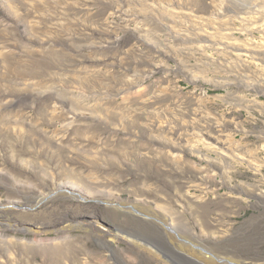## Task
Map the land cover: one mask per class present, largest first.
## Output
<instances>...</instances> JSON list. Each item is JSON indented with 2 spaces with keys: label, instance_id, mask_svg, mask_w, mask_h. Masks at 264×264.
<instances>
[{
  "label": "rangeland",
  "instance_id": "1",
  "mask_svg": "<svg viewBox=\"0 0 264 264\" xmlns=\"http://www.w3.org/2000/svg\"><path fill=\"white\" fill-rule=\"evenodd\" d=\"M0 204V264H264V0H0Z\"/></svg>",
  "mask_w": 264,
  "mask_h": 264
},
{
  "label": "bare ground",
  "instance_id": "2",
  "mask_svg": "<svg viewBox=\"0 0 264 264\" xmlns=\"http://www.w3.org/2000/svg\"><path fill=\"white\" fill-rule=\"evenodd\" d=\"M2 42V41H1ZM2 43H4V42H2ZM1 43V45H2V47L3 48H6V46H7V44H2ZM6 50V49H5ZM11 51V50H10ZM8 56V55H7ZM10 57V56H9ZM24 61V63L22 64V62ZM27 61L25 60V58L22 60V61H18V60H13V62H12V64H8L7 65V68L10 70V71H13V70H15V69H17V67H19V66H25L26 65V67H28L29 65H32L33 63V61H28L27 63H26ZM35 64H36V62H35ZM33 66V65H32ZM38 66V65H37ZM34 67V66H33ZM23 72V71H22ZM33 130V129H32ZM24 131V130H23ZM22 131V132H23ZM33 132V131H32ZM37 135V134H36ZM30 136V135H29ZM33 139H34V137H33ZM36 139H39L37 136H36ZM43 141V140H42ZM56 142H59V143H56ZM54 143H56V145H58L57 147L58 148H60L61 147V143H60V141L58 140V139H55L54 140ZM50 145H49V147L50 148H48L49 150H53V149H51V148H54V146L51 144V143H49ZM43 145V144H42ZM48 145V144H47ZM129 145V144H128ZM40 148V147H39ZM56 149V148H55ZM49 150H47V151H49ZM127 150V149H126ZM142 150H145L143 147H132V146H130V148H129V151L131 152V157L132 156H134V154L136 155V154H139V152H142ZM56 151H57V149H56ZM56 151H54V152H56ZM94 151V150H93ZM128 151V152H129ZM61 152V151H60ZM135 152V153H134ZM148 152H150L149 150H147V152L146 153H148ZM58 153H59V151H58ZM65 154V153H64ZM70 156V157H72V155L71 154H67V156ZM64 156V155H63ZM93 157V156H92ZM58 158V157H57ZM62 158V157H61ZM73 159H75V161L74 162H79L80 164H81V162H83V163H85L84 161H80L79 160V158H75V157H72ZM70 159V158H69ZM82 159V158H81ZM70 161H72V160H70ZM86 161V160H85ZM89 161V160H88ZM87 161V162H88ZM25 162V161H24ZM87 162L84 164V166H86V168L87 169H85V172H87V174H88V172H93L94 173V171H93V169H91V164H90V162H89V164L90 165H88L87 164ZM38 163V162H37ZM31 164V163H30ZM96 164V163H95ZM37 165V164H36ZM54 165H55V163H54ZM32 166V165H31ZM94 166V165H93ZM92 166V167H93ZM35 167V166H34ZM56 167V166H55ZM69 167H71V166H69ZM80 167V166H79ZM45 168V167H44ZM55 169V168H54ZM42 170V169H41ZM53 170V169H52ZM71 170V169H70ZM68 168H66V167H64L63 165H57V168H56V172H57V174L58 173H60L61 171L62 172H64V178H66L69 182L71 181V182H73V184H71L72 185V187L74 186V184L76 183V184H81L82 182V180H84V178H86V179H90V176H89V174L88 175H85V176H83V173L81 174V173H74V172H72V171H70ZM77 171V170H76ZM61 172V173H62ZM55 173V172H54ZM99 173V172H98ZM45 174H47L46 172H45ZM48 175H50V176H52L53 177V173L52 172H50L49 171V173H48ZM93 176V175H92ZM94 178H96L95 176H93ZM63 178V177H62ZM61 178V179H62ZM51 180V179H50ZM95 180V179H94ZM109 180V179H108ZM23 181H26V180H23ZM28 181V180H27ZM55 181V180H54ZM56 182V181H55ZM84 183V182H83ZM91 183H92V181H91ZM245 184V183H244ZM45 185V184H44ZM56 185H57V187H56V189H54V188H52V191L53 192H55L56 194H60V195H63V197L65 198L66 196H72V198H76L78 195L80 196V193L78 192V190H76V188L74 187V188H70V187H68L67 186V182H65L63 179L62 180H58L57 182H56ZM250 185V184H249ZM32 186V185H31ZM30 188V187H29ZM40 190V189H39ZM58 190V191H57ZM66 191V192H65ZM93 191V190H92ZM66 194H68V195H66ZM94 195L96 194V193H93ZM83 196V195H82ZM25 197V196H24ZM41 197H44V196H41V195H36L35 194V196H34V199L31 201V202H36V201H39V200H41ZM93 197V196H92ZM27 198H31V196L30 197H27ZM33 198V197H32ZM45 198V197H44ZM49 198V197H48ZM68 198H70V197H68ZM83 198V197H82ZM28 200V199H27ZM42 200H46V198L45 199H42ZM7 203V205H10V206H14L15 205V203L17 202V201H14V200H9V201H6ZM110 202V201H109ZM112 202V201H111ZM113 203V202H112ZM116 203V202H115ZM120 203V202H119ZM128 203V202H127ZM17 204V203H16ZM117 204V203H116ZM130 205H131V203H129ZM111 205V204H110ZM114 205V204H113ZM4 206V207H3ZM20 207H17V208H19L20 210L19 211H21L22 213L20 214V215H17L18 213H16V215L17 216H19V217H23V219L25 218V220L26 221H33V220H35V221H38L39 222V224L40 225H42L41 227L43 228V226L45 227V225H46V223H47V225H50V223H51V220L50 221H48V220H44V218L45 217H49V216H47V215H49V214H46V213H42V212H37L38 214H32L31 212H29V211H25L24 212V210H23V207L21 206V205H19ZM35 206V205H34ZM76 206V205H75ZM118 206V205H117ZM117 206H115V207H117ZM72 207V206H71ZM78 207V206H77ZM112 207V206H111ZM123 207V206H122ZM121 206H120V208H122ZM82 208V207H81ZM119 208V209H120ZM6 209H7V206H6ZM112 209V208H111ZM134 209V208H133ZM18 210V209H17ZM76 210V209H75ZM114 210H116V209H114ZM120 212H121V210H119ZM11 212H14L15 213V211H13V210H10V211H5V205H2V204H0V229L1 230H5V229H7V227L8 228H10V229H13V230H15V231H17V230H19L15 225H13L12 223H11V221H10V219H8V218H10V216H11ZM18 212V211H17ZM47 212V211H46ZM50 212H51V210H50ZM117 212V211H116ZM119 212V215L120 214H122V213H120ZM5 214H7L8 215V218H7V215H5ZM117 214V213H116ZM125 214V213H124ZM15 215V216H16ZM55 215V214H54ZM118 215V214H117ZM113 216V215H112ZM116 218H117V216H116ZM115 221H117V220H115ZM176 222V221H175ZM175 222H173V220L170 218V219H168L167 218V222L166 221H162V224L168 229V230H170V231H172L173 233H175L176 235H179L178 234V227L180 226V223L179 224H177V223H175ZM180 222H181V220H180ZM73 223V222H72ZM36 225V224H35ZM70 225V224H69ZM71 227H77V228H82V229H88L89 230V228H90V225L89 224H85L84 223V221L82 220L81 222H79V221H77L76 222V224H75V226L74 225H71V226H68V229L69 228H71ZM182 227H188L187 226V224L184 222L183 223V225H182ZM92 229V228H91ZM182 229V228H181ZM185 229V228H184ZM183 229V230H184ZM51 230V229H50ZM58 230V229H57ZM63 232H64V228H62L61 229ZM54 231V230H53ZM56 231V230H55ZM99 231V230H98ZM181 231V230H180ZM41 232H47V230H45V229H41V230H35L34 231V233H35V235L36 234H39V233H41ZM90 232V231H89ZM66 234V233H65ZM95 235V234H94ZM62 236V235H61ZM113 236V235H112ZM10 239L11 238H7V236L6 235H4L3 233H1L0 232V244H11V242H10ZM15 239V238H14ZM18 239V238H17ZM65 239H68V236L67 235H64L63 237H57V238H42V237H36L34 240H33V243H38V244H40V243H47V242H50V243H52V242H55V241H57L56 243H59V242H61L62 240H64V242H65ZM20 240V239H19ZM18 240V241H19ZM69 241V240H68ZM75 242V241H74ZM22 243V242H21ZM31 243V242H30ZM63 243V242H62ZM5 244V245H6ZM32 244V243H31ZM61 244V243H60ZM12 245V244H11ZM16 245V244H15ZM77 245H78V247L79 248H81L82 249V251H85V252H87L88 254H89V252L86 250V248L84 247V245L83 244H80V243H78L77 242ZM4 246V245H3ZM13 246V245H12ZM72 246V245H71ZM70 246V247H71ZM26 247V246H25ZM141 247V246H140ZM80 249V250H81ZM77 252V251H76ZM8 256H10V255H12V253H11V251L9 250L8 251ZM45 254V253H44ZM67 255V254H66ZM90 255H91V253H90ZM75 256V255H74ZM86 256H88V255H85V257ZM92 256V255H91ZM76 257V256H75ZM85 257H83L82 259H78V260H74V263L75 264H77V263H79L80 262V264H88L89 262H88V260L87 259H85ZM79 258V257H78ZM120 258V261H125L124 259H123V256H120L119 257ZM221 260H223V261H227L228 263H230V264H239L240 262H236V261H234L235 259H231L230 257L229 258H225V257H219ZM235 258V257H234ZM77 259V258H76ZM93 259V258H92ZM95 260L98 262L99 261V258L98 259H96L95 258ZM106 262V261H105ZM135 262V264L136 263H138L137 261H134ZM96 263V262H95ZM98 263H103V261L102 260H100ZM139 264V263H138Z\"/></svg>",
  "mask_w": 264,
  "mask_h": 264
}]
</instances>
